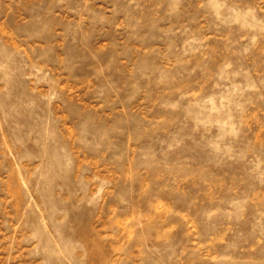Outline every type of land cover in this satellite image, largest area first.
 <instances>
[{
  "label": "rangeland",
  "instance_id": "374dc122",
  "mask_svg": "<svg viewBox=\"0 0 264 264\" xmlns=\"http://www.w3.org/2000/svg\"><path fill=\"white\" fill-rule=\"evenodd\" d=\"M0 264H264V0H0Z\"/></svg>",
  "mask_w": 264,
  "mask_h": 264
}]
</instances>
